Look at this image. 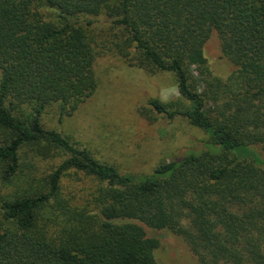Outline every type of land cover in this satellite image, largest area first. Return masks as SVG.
I'll list each match as a JSON object with an SVG mask.
<instances>
[{
  "label": "trees",
  "instance_id": "trees-1",
  "mask_svg": "<svg viewBox=\"0 0 264 264\" xmlns=\"http://www.w3.org/2000/svg\"><path fill=\"white\" fill-rule=\"evenodd\" d=\"M213 36L227 78L211 72ZM106 56L173 74L179 99L148 106L202 131L203 149L125 175L45 129L46 109L70 117L96 93ZM0 70L1 182L24 180V151L62 158L0 200V264H157L149 231L182 238L198 264H264V0H0ZM80 176L82 206L63 192Z\"/></svg>",
  "mask_w": 264,
  "mask_h": 264
},
{
  "label": "rangeland",
  "instance_id": "rangeland-1",
  "mask_svg": "<svg viewBox=\"0 0 264 264\" xmlns=\"http://www.w3.org/2000/svg\"><path fill=\"white\" fill-rule=\"evenodd\" d=\"M219 47V41L213 36L206 49L210 69L213 76L227 78L233 67L228 62L218 66L222 61ZM95 73L96 93L70 117L61 119L57 106L46 109L42 117L45 129L88 148L99 162L117 167L125 175L149 176L161 163L180 160L190 151L203 149L207 137L202 131L180 118L167 120L148 106L149 101L156 98L163 102L179 99L173 74L149 76L115 56L99 58ZM1 79L0 70V82ZM16 115L27 118L30 112L20 108ZM3 139L0 131V145ZM259 152L264 157L262 148ZM61 159L43 161L36 159L33 153L22 152L20 176L24 180L15 185H6L0 180V200L18 190L38 187L57 169ZM91 187L84 176L63 179L65 197L74 198L81 206L88 203ZM148 234L161 241L155 251L157 264H198L182 238L168 231H149Z\"/></svg>",
  "mask_w": 264,
  "mask_h": 264
}]
</instances>
